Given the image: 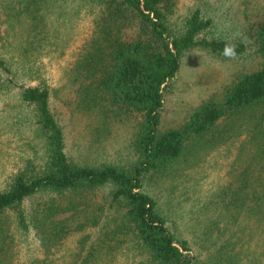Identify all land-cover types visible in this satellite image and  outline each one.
I'll use <instances>...</instances> for the list:
<instances>
[{"label":"trees","instance_id":"1","mask_svg":"<svg viewBox=\"0 0 264 264\" xmlns=\"http://www.w3.org/2000/svg\"><path fill=\"white\" fill-rule=\"evenodd\" d=\"M175 1L0 0V29L26 27L19 53L24 63L30 62L28 50L49 41L51 15L83 18L85 12L91 31L64 78L81 110L106 125L126 117L133 128L128 162L74 160L51 107V88L43 80L16 82L13 53L0 44L2 84L16 87L35 141L33 156L0 190V264H264V163L253 165L264 162V18L243 26L242 38L208 36L214 20L194 6L176 21ZM194 48L225 59L252 49L258 63L201 101L180 125L160 131L164 91L183 53ZM239 135L243 146H253L251 162L234 177L233 171L224 189L204 194L211 200L220 191L226 210L213 209V235L193 240L190 230L169 224L171 215L146 186L200 163L203 147ZM200 184L195 178L196 192ZM243 208L249 220L234 215ZM200 250H208L209 262L199 259Z\"/></svg>","mask_w":264,"mask_h":264},{"label":"rangeland","instance_id":"2","mask_svg":"<svg viewBox=\"0 0 264 264\" xmlns=\"http://www.w3.org/2000/svg\"><path fill=\"white\" fill-rule=\"evenodd\" d=\"M194 6L202 8L214 20L208 36L241 37L243 26L254 19L264 18V0H176L173 19H182ZM81 16L83 18L69 13L64 19V16L58 14L51 15L50 24L46 27L49 29L50 39L28 50L31 54L28 63H24L19 54L20 47L27 42L24 24H17L6 33L3 28L0 29V33L6 35V38L0 39V44L5 43L13 53L10 61L16 71V82L36 84L43 80L51 88V107L65 127L66 148L74 160L88 164L128 162L132 158V122L125 117L123 121H109L106 125L92 112L81 110L72 86L64 78L65 68L72 63L91 31L86 13H81ZM244 40L248 41L247 38ZM257 63L258 58L252 49L243 56L231 59L221 58L198 48L185 51L175 78L163 94L160 131L180 125L201 101L212 94H218L237 73L251 71ZM25 73L33 79L24 75ZM5 80L6 75H0V190L8 175L33 156L35 143L29 110L20 106L16 87L3 86ZM225 127L222 122L218 130ZM243 138L239 135L211 149L203 147L206 150L200 155V163L190 162L166 178L152 181L146 186V190L154 194L160 206L167 211L169 218L171 215V226L178 225L184 230H190L193 240L213 235L210 226L212 215H215L213 209L223 207L226 210L221 200L224 195H219V191L211 200L207 197L212 196V191L218 187L224 189L223 184L231 178L229 176L233 171L234 177L244 169L247 162H251L253 146L248 143L243 146ZM263 163L254 161L253 165L261 167ZM260 167L255 171L253 169V173L257 175ZM197 177L201 182L197 187L200 188L198 192L195 187ZM199 193L200 199L197 198ZM204 194H208L207 197ZM212 201L217 205L212 207ZM200 206L204 208L202 211H198ZM245 210L246 208L235 211L234 215L239 214L241 219L246 217L249 220ZM251 217L254 221L256 216ZM229 234L226 233L225 236ZM79 236L75 235L73 238ZM200 252L199 259L209 262L208 250Z\"/></svg>","mask_w":264,"mask_h":264}]
</instances>
